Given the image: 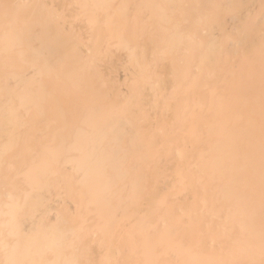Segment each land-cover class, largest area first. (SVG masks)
I'll return each mask as SVG.
<instances>
[{
  "label": "bare ground",
  "instance_id": "obj_1",
  "mask_svg": "<svg viewBox=\"0 0 264 264\" xmlns=\"http://www.w3.org/2000/svg\"><path fill=\"white\" fill-rule=\"evenodd\" d=\"M0 264H264V0H0Z\"/></svg>",
  "mask_w": 264,
  "mask_h": 264
}]
</instances>
